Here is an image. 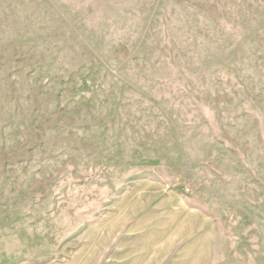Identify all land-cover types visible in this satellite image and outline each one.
Listing matches in <instances>:
<instances>
[{"label":"rangeland","instance_id":"1","mask_svg":"<svg viewBox=\"0 0 264 264\" xmlns=\"http://www.w3.org/2000/svg\"><path fill=\"white\" fill-rule=\"evenodd\" d=\"M0 264H264V0H0Z\"/></svg>","mask_w":264,"mask_h":264}]
</instances>
